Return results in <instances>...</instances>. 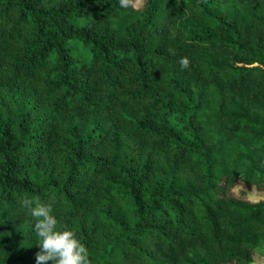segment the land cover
Masks as SVG:
<instances>
[{
    "label": "trees",
    "instance_id": "16d2710c",
    "mask_svg": "<svg viewBox=\"0 0 264 264\" xmlns=\"http://www.w3.org/2000/svg\"><path fill=\"white\" fill-rule=\"evenodd\" d=\"M136 3L0 0V264L37 197L91 264H264V0Z\"/></svg>",
    "mask_w": 264,
    "mask_h": 264
},
{
    "label": "clouds",
    "instance_id": "9594fccd",
    "mask_svg": "<svg viewBox=\"0 0 264 264\" xmlns=\"http://www.w3.org/2000/svg\"><path fill=\"white\" fill-rule=\"evenodd\" d=\"M130 0H119L121 7H127ZM171 54L172 50H169ZM181 69H187L190 61L187 57L179 60ZM22 206L34 219L32 229L39 238V251L35 254L36 264H91L88 249L71 230H58V221L52 215V208L39 200L24 198Z\"/></svg>",
    "mask_w": 264,
    "mask_h": 264
},
{
    "label": "rangeland",
    "instance_id": "374dc122",
    "mask_svg": "<svg viewBox=\"0 0 264 264\" xmlns=\"http://www.w3.org/2000/svg\"><path fill=\"white\" fill-rule=\"evenodd\" d=\"M142 1H143V0H137L136 5H137V6H140L141 3H142ZM250 194L252 195L253 198H255V197H264V193H262V192H258V191H256V190H252V191H250ZM262 249H263V250H262ZM260 250H261V251H264V248L261 247Z\"/></svg>",
    "mask_w": 264,
    "mask_h": 264
}]
</instances>
